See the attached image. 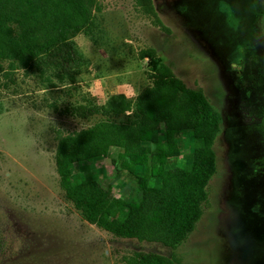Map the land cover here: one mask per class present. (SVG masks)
I'll list each match as a JSON object with an SVG mask.
<instances>
[{"label":"rangeland","instance_id":"374dc122","mask_svg":"<svg viewBox=\"0 0 264 264\" xmlns=\"http://www.w3.org/2000/svg\"><path fill=\"white\" fill-rule=\"evenodd\" d=\"M97 2L92 37L73 39L88 62L75 85L49 84L31 71L0 78V264H125L134 252L176 264H264V0H151L152 14L138 0ZM148 48L221 117L207 203L175 249L118 239L82 221L55 171L57 136L98 120L64 110L83 97L98 105L116 94L134 99L149 85L147 60L138 59ZM179 144L186 164L189 132ZM117 155L111 149L102 160H75L74 178L133 197L135 180L116 171ZM136 173L149 179L145 167Z\"/></svg>","mask_w":264,"mask_h":264},{"label":"trees","instance_id":"16d2710c","mask_svg":"<svg viewBox=\"0 0 264 264\" xmlns=\"http://www.w3.org/2000/svg\"><path fill=\"white\" fill-rule=\"evenodd\" d=\"M152 14L151 0H138ZM97 0H0V78L34 72L52 84L75 85L87 60L73 39L92 37ZM159 26L160 23L158 22ZM161 29H164L160 26ZM147 60L148 87L134 99L111 95L103 105L83 97L64 113L78 120H98L80 131L57 136L54 155L58 184L82 221L118 238L175 249L190 233L207 203L215 172L214 143L220 115L200 90L185 86L152 48L138 53ZM54 85V84H53ZM259 130L264 139V119ZM190 133L191 158L181 155L179 135ZM111 149L118 172L135 180L131 198H116L111 188L84 177L74 178L72 163L107 158ZM147 168L149 179L136 173ZM125 264H176L151 252H134Z\"/></svg>","mask_w":264,"mask_h":264}]
</instances>
